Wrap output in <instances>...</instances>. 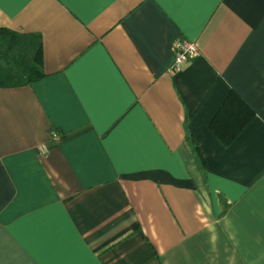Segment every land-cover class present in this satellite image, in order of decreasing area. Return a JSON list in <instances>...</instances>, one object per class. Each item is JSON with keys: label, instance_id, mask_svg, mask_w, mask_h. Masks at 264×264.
<instances>
[{"label": "crops", "instance_id": "0c3cea01", "mask_svg": "<svg viewBox=\"0 0 264 264\" xmlns=\"http://www.w3.org/2000/svg\"><path fill=\"white\" fill-rule=\"evenodd\" d=\"M0 28L46 74L0 88V264H264V0H0Z\"/></svg>", "mask_w": 264, "mask_h": 264}, {"label": "trees", "instance_id": "16d2710c", "mask_svg": "<svg viewBox=\"0 0 264 264\" xmlns=\"http://www.w3.org/2000/svg\"><path fill=\"white\" fill-rule=\"evenodd\" d=\"M45 75L41 37L0 28V88L30 85ZM254 117L255 111L232 90L212 119L210 128L222 144L227 146ZM187 140L206 174L205 158L190 133L187 134ZM227 209L222 211L220 217L226 214Z\"/></svg>", "mask_w": 264, "mask_h": 264}, {"label": "built area", "instance_id": "2783aa9c", "mask_svg": "<svg viewBox=\"0 0 264 264\" xmlns=\"http://www.w3.org/2000/svg\"><path fill=\"white\" fill-rule=\"evenodd\" d=\"M175 58L172 64V70H179L191 59L201 54L199 45L194 41L178 38L174 42ZM53 138L57 137L56 133H53ZM43 150H48L46 146H43Z\"/></svg>", "mask_w": 264, "mask_h": 264}]
</instances>
